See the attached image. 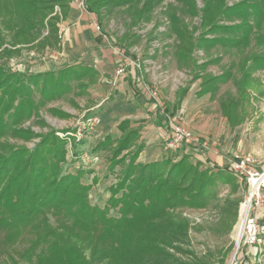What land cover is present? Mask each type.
Listing matches in <instances>:
<instances>
[{
  "label": "trees",
  "instance_id": "obj_1",
  "mask_svg": "<svg viewBox=\"0 0 264 264\" xmlns=\"http://www.w3.org/2000/svg\"><path fill=\"white\" fill-rule=\"evenodd\" d=\"M4 1L12 7L5 12L13 20L15 15L17 18L12 26L17 39H13L12 46L20 45L18 41L28 44L47 29V35L39 42L43 48L50 43L47 39L55 38L58 17L52 15L54 7L65 10L71 0ZM176 1L183 15L191 18L198 15L194 0ZM201 1L198 37H193L194 31H189L180 21L174 8L169 6L167 10L171 31L178 39L175 46L178 66L186 65L196 70L193 71L194 80L206 65L197 64L192 56L194 49L201 48L208 54L212 48L221 47L241 53L253 45V51L247 50L248 54L241 57L237 65L241 73L237 84L243 92L249 86L250 75L264 69V0H243L229 9L222 7L224 0ZM161 2L83 0V6L100 24L104 16L121 11L132 19L134 26L136 22L148 21ZM217 12L216 21L205 27V21ZM226 15L234 16L238 23L217 24ZM9 52L6 50L4 54L9 56ZM92 74L90 68L81 66L41 74L11 73L0 64V137L11 130L10 124L18 125L48 102L63 97L71 90L72 83L83 88L80 81ZM229 76L230 72H224L203 82L213 87L226 82ZM241 96L239 102L229 101L223 105L230 122L243 120L237 112L238 106L241 112L244 110V92ZM53 111L58 117H67L64 112ZM117 130L121 134L118 138L105 136L95 147V150L109 151L115 142L108 165L110 174L124 163V159H117L118 156L133 146L137 138V130L131 129L126 121L120 123ZM27 135L30 138L31 134L27 132ZM142 148L139 144L130 153L129 162L119 170L122 177L109 189V205L119 206L116 218L108 216L105 208L89 205L88 186L80 183L82 170L76 174L61 172L58 165L66 162V140L58 137L55 131L41 136L33 151L27 152L22 160L23 168L11 176L9 173L20 163V155L11 152L0 157V254L9 257L12 264H19L14 254L25 261L36 255L35 264H177L169 248L185 242L187 223L171 211L203 207L215 195L216 178L227 182L231 176L226 169H218L213 179L209 172L199 169L200 164L193 165L187 155L176 162L168 157L141 164L137 158ZM15 244L20 250L9 254ZM86 251L90 253L89 258L85 257Z\"/></svg>",
  "mask_w": 264,
  "mask_h": 264
},
{
  "label": "rangeland",
  "instance_id": "obj_2",
  "mask_svg": "<svg viewBox=\"0 0 264 264\" xmlns=\"http://www.w3.org/2000/svg\"><path fill=\"white\" fill-rule=\"evenodd\" d=\"M240 1L243 0H224L222 1V7L229 9ZM194 2L198 15L192 18L181 13V6L176 0H162L155 7L148 21L136 22L134 26L131 23L132 19L122 14L121 11H116L102 18L101 25H103L108 35L116 43H123L129 48L131 47L130 53L135 56L134 58L138 60L140 68L145 71L143 73L145 81H148L149 77H153L150 90L152 89L157 95L164 92L169 100L173 99L172 97L177 91L189 84L194 74L193 71L196 70H192L190 66L186 65L178 66L174 54L178 39L171 31V22L167 10L170 7L174 8L181 19L180 21L189 31H194L193 37H198L201 32L199 28L201 22L200 11L203 9V3L201 0H194ZM8 8L12 10L10 3L0 0V64L11 73L27 74L38 63H43V60L47 61L50 57L49 54L44 55L43 52L37 50L30 55V51L27 50V41H18L20 46L13 48V39L17 35H15L12 26L17 18H15L16 15L14 20L9 17L5 12ZM54 12L55 10H53V16H60L57 13L54 14ZM218 15L219 12L205 21V27L216 21ZM237 23L238 20L231 15H226L223 19L217 21V24L227 26ZM7 25H10V27ZM152 29H154L153 32ZM134 30L141 31V33L136 35ZM126 34L128 35L127 39L123 41ZM253 49V45H251L245 49V52L239 53L235 49L215 47L206 54L203 49L196 48L193 50L192 56L197 63L203 58L218 57L220 59L217 63L208 66L207 74L217 75L221 71L236 74L238 72L237 64L241 57L248 54L247 50L252 52ZM6 50L10 51L9 56L4 54ZM254 78L264 87V71H256ZM195 89H197V86H195ZM228 92L234 94L232 81L221 85L214 101H207L206 98L201 100L193 98L190 106L193 110L201 111L208 118L212 117V120L219 121L221 116L218 103ZM37 96L38 92L36 91L35 97ZM86 106L87 97L81 96L80 88L77 84L72 83L71 90L63 97L48 102L29 119H23L18 125L13 126L10 124L11 130L0 137V157L9 155L11 152L20 155V163L15 165V169L9 173V176H11L16 170L23 168L22 160L27 157V152L33 151L41 136L47 131H55L58 137L66 140V162L58 165L62 169L61 172L63 174H76L79 170H82L80 183L88 186L87 200L89 205H96L101 209L105 208L108 216L116 218L119 216L117 212L119 206L109 205L111 197L109 189L120 180L122 173L119 170L129 162L130 153L141 144L140 133L138 130L136 131L137 138L134 145L118 156L117 159H124V163L122 162L119 167L114 168L110 174L108 165L110 164L109 159H111L115 142L109 151L95 150L97 142L102 140L105 135L94 131L96 128L82 129L80 130L81 135H78V128L82 126V123L88 117L87 114L82 113ZM1 109L2 107H0ZM53 110L66 113L67 117H58ZM224 128L227 129V126L224 125ZM27 132L31 134L30 138H27ZM120 135L116 129L110 134L113 138H118ZM234 137L239 138L242 144L238 152L252 153L251 155L257 161L264 162V101L254 99L250 103L245 122L236 128ZM244 148H246V151L243 150ZM169 158L173 162L179 160V158L173 156ZM19 161L16 160L15 162ZM191 163L198 166L200 164L197 161ZM199 169L209 172L215 179L216 170L213 168L200 165ZM230 176L231 179L227 182L216 178L215 195L203 207L176 208L171 211L187 223L185 242L175 244L173 248H169V253L177 259V264H228L230 262L235 251V240L232 234L238 218L239 204L246 195L245 185L240 183L237 177ZM50 222L54 223L52 219H50ZM18 246V244H15L9 250V254H12L14 250H20ZM85 255L86 258H89V251H86ZM13 258L19 264H35L37 260L36 255H33L30 261L21 260L19 254H14ZM0 264L12 263L10 258L3 253L0 254Z\"/></svg>",
  "mask_w": 264,
  "mask_h": 264
},
{
  "label": "crops",
  "instance_id": "obj_3",
  "mask_svg": "<svg viewBox=\"0 0 264 264\" xmlns=\"http://www.w3.org/2000/svg\"><path fill=\"white\" fill-rule=\"evenodd\" d=\"M93 21H95L94 17L85 10L83 0H71L65 10H60V16L55 22V38L47 39L51 44L48 43L43 48L39 45L47 35V29L42 30L37 39L27 44L30 55L37 50L44 55L49 54L50 57L47 61L38 63L27 74L57 71L68 66L90 68L93 71L92 77H84L80 81L83 85L80 92L81 96L87 97V106L82 113L87 114L88 117L96 116L99 120L94 131L108 136L112 131L117 130L120 123L126 121L131 129L140 133L139 138L143 148L137 162L146 164L170 156L180 159L187 155L191 162L197 161L200 165L214 170L226 169L227 173L232 175L228 165L233 153L240 151L242 147L240 139L234 137L235 130L245 122L250 103L254 99L264 101V87L254 78L256 71L260 70H255L250 75L249 86L243 91L244 110L241 112L240 106L237 107V112L243 120L230 122L223 105L229 101L239 102L242 97L243 92L237 84L241 77L239 69L236 74L230 73L226 82L211 87L210 84H204L205 80L209 77H218L224 72L221 71L217 75L207 74L208 66L217 63L220 59L203 58L197 63L199 65L206 63L199 77L194 80L192 77L189 84L177 91L172 100H169L164 92L158 95L155 93L156 96L153 97L149 93L153 77L148 76L149 80L145 81L144 71L132 64L131 61L135 60V56L130 53L131 47L116 43L101 24H99L101 32H97L93 28ZM134 31L136 35L141 33ZM18 46L20 45L13 48ZM120 68L123 69V73L117 75L116 71ZM231 81L234 94L228 92L219 100L221 116L219 121L212 120V117L208 118L201 111L191 108L190 102L193 98L214 101L221 85ZM195 86L197 89L194 90ZM175 123L189 129L195 140L191 143H183L176 149H169L167 141ZM243 150L246 151V148ZM258 167H264V162L258 161ZM238 181L242 183L239 179ZM239 264H264V245L260 249H253L249 257H240Z\"/></svg>",
  "mask_w": 264,
  "mask_h": 264
},
{
  "label": "built area",
  "instance_id": "obj_4",
  "mask_svg": "<svg viewBox=\"0 0 264 264\" xmlns=\"http://www.w3.org/2000/svg\"><path fill=\"white\" fill-rule=\"evenodd\" d=\"M54 14L60 15V10L55 7ZM53 15V14H52ZM93 28L101 32V26L93 21ZM61 33V31H60ZM132 64L142 71L138 60H132ZM145 72V71H144ZM123 73V69L116 71L117 75ZM149 93L155 97L154 91ZM156 100V99H155ZM99 120L96 116L87 117L80 130L93 129L98 125ZM195 140L189 129L180 125L173 124L172 132L167 147L176 149L183 143H191ZM229 172L237 177L246 188V195L239 204L238 218L235 229L239 230V237L235 240V251L228 264H239L240 257H249L253 249H260L264 245V167H258V161L249 153L235 152L228 165ZM234 229V231H235Z\"/></svg>",
  "mask_w": 264,
  "mask_h": 264
},
{
  "label": "bare ground",
  "instance_id": "obj_5",
  "mask_svg": "<svg viewBox=\"0 0 264 264\" xmlns=\"http://www.w3.org/2000/svg\"><path fill=\"white\" fill-rule=\"evenodd\" d=\"M235 229V228H234ZM232 237L236 240L239 237V230L238 228L235 229V231L232 234ZM235 243V242H234Z\"/></svg>",
  "mask_w": 264,
  "mask_h": 264
}]
</instances>
